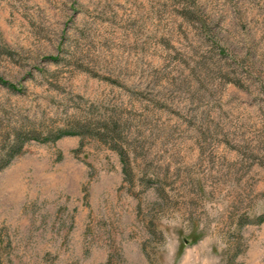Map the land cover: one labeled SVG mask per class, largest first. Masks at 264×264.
Returning a JSON list of instances; mask_svg holds the SVG:
<instances>
[{"label": "rangeland", "instance_id": "374dc122", "mask_svg": "<svg viewBox=\"0 0 264 264\" xmlns=\"http://www.w3.org/2000/svg\"><path fill=\"white\" fill-rule=\"evenodd\" d=\"M83 124L0 170V264H264V0H0V147Z\"/></svg>", "mask_w": 264, "mask_h": 264}, {"label": "trees", "instance_id": "16d2710c", "mask_svg": "<svg viewBox=\"0 0 264 264\" xmlns=\"http://www.w3.org/2000/svg\"><path fill=\"white\" fill-rule=\"evenodd\" d=\"M12 90L15 87L8 86ZM109 126H106L108 128ZM89 126L87 124L79 125L69 129H56L49 131H40L37 133L36 129L20 125L13 129H8L7 133L2 136L0 147V170L4 169L10 164V162L18 155L21 154L24 144L29 140H36L39 142H54L64 136L82 134L88 132ZM123 152L120 151V155L123 156ZM264 221V213L258 216L257 222Z\"/></svg>", "mask_w": 264, "mask_h": 264}]
</instances>
